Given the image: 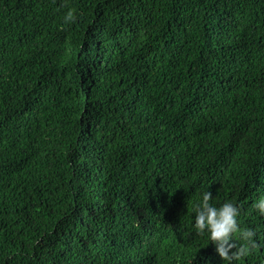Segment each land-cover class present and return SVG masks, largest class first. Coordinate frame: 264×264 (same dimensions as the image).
Segmentation results:
<instances>
[{"label": "trees", "instance_id": "trees-1", "mask_svg": "<svg viewBox=\"0 0 264 264\" xmlns=\"http://www.w3.org/2000/svg\"><path fill=\"white\" fill-rule=\"evenodd\" d=\"M206 191L264 264V0H0V264H228Z\"/></svg>", "mask_w": 264, "mask_h": 264}, {"label": "clouds", "instance_id": "clouds-1", "mask_svg": "<svg viewBox=\"0 0 264 264\" xmlns=\"http://www.w3.org/2000/svg\"><path fill=\"white\" fill-rule=\"evenodd\" d=\"M73 11H69L65 16V22L73 21ZM212 193L206 191L202 195V200L195 206L194 227L197 235L208 234L211 244L216 246V251L223 261L232 264L233 261L240 260L248 256L257 247L253 237L254 230L239 228L237 217L239 208L232 202H225L220 207L210 204ZM254 207L264 215V197L259 199ZM239 232L241 243L233 240V234ZM234 241V242H233Z\"/></svg>", "mask_w": 264, "mask_h": 264}]
</instances>
